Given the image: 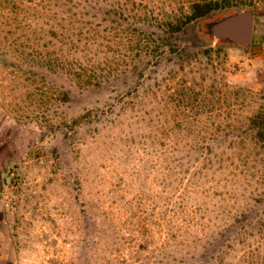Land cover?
Listing matches in <instances>:
<instances>
[{"label": "rangeland", "instance_id": "obj_1", "mask_svg": "<svg viewBox=\"0 0 264 264\" xmlns=\"http://www.w3.org/2000/svg\"><path fill=\"white\" fill-rule=\"evenodd\" d=\"M87 1L0 0V264H264V0Z\"/></svg>", "mask_w": 264, "mask_h": 264}, {"label": "trees", "instance_id": "obj_2", "mask_svg": "<svg viewBox=\"0 0 264 264\" xmlns=\"http://www.w3.org/2000/svg\"><path fill=\"white\" fill-rule=\"evenodd\" d=\"M82 1L62 0V4H61L62 6L61 7L65 8V10L67 11V14L70 15V17L62 18L59 20V18H56V17L50 15L51 16L50 18H44L45 23L47 25H51L52 26L51 29H56L57 23H60L61 21H65V22H67V24L62 23V25L71 26L74 28L72 30H76V24H77V22H79V24L81 25V30H85L84 25H86V24L88 25L89 22H87L84 19V17L87 16L86 12H81L80 9H81V6H82V8L85 7V9H87L85 6L86 3L92 4V2L87 1V0H82ZM48 7L52 8V5L50 4V6H48ZM214 7H217V6L215 5V3L213 1L206 2V4H198L194 17L198 18V17L207 16L212 11V9ZM51 8H48V9H51ZM74 8L78 9V10L75 12ZM236 12H238V11H231L227 14H224L221 17L217 18L216 21L222 19L226 15H230V14H233ZM226 42L230 44V42H228V41H226ZM255 121H257V123H264V112H260L256 116ZM257 138L264 140V125H263V128H260L257 131ZM253 212H254V210L252 208H247V211H245V212L242 211L241 215L238 216L234 220L233 223L226 224V226H224L222 228L223 231L221 233V236H222V238L226 239L228 241V243H230L229 244L230 248H231V245L233 248V243H234V241H236V239H238V238L244 239V237H247V235H251V231L253 233V230L260 228V226L264 225V212H261V214H259L260 212H257L256 213V217H257L256 219H255V216H252ZM222 253L226 254L225 250L222 251Z\"/></svg>", "mask_w": 264, "mask_h": 264}, {"label": "water", "instance_id": "obj_3", "mask_svg": "<svg viewBox=\"0 0 264 264\" xmlns=\"http://www.w3.org/2000/svg\"><path fill=\"white\" fill-rule=\"evenodd\" d=\"M254 27L255 13L251 9L226 15L218 21L207 24L208 33L215 42L228 41L234 45L245 47L253 43Z\"/></svg>", "mask_w": 264, "mask_h": 264}]
</instances>
